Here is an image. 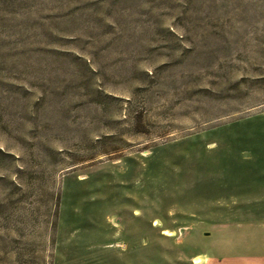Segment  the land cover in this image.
<instances>
[{"label": "rangeland", "instance_id": "374dc122", "mask_svg": "<svg viewBox=\"0 0 264 264\" xmlns=\"http://www.w3.org/2000/svg\"><path fill=\"white\" fill-rule=\"evenodd\" d=\"M0 264H264V0H0Z\"/></svg>", "mask_w": 264, "mask_h": 264}, {"label": "bare ground", "instance_id": "6f19581e", "mask_svg": "<svg viewBox=\"0 0 264 264\" xmlns=\"http://www.w3.org/2000/svg\"><path fill=\"white\" fill-rule=\"evenodd\" d=\"M196 261L198 262L199 260L197 259Z\"/></svg>", "mask_w": 264, "mask_h": 264}]
</instances>
